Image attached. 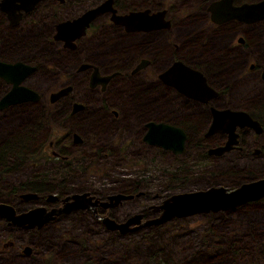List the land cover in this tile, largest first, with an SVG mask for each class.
<instances>
[{"label":"flooded vegetation","instance_id":"flooded-vegetation-1","mask_svg":"<svg viewBox=\"0 0 264 264\" xmlns=\"http://www.w3.org/2000/svg\"><path fill=\"white\" fill-rule=\"evenodd\" d=\"M69 1L74 10L55 13L58 12L57 7L61 8L66 0H35L27 9L19 6L22 3L20 0H15L12 3L15 7L9 9L13 16H8L0 5V25L4 23L7 29L16 28L27 19L33 22L36 13L44 22H50L45 27L44 37L47 42H55L57 49L49 62L68 73L63 78L59 75L52 77L60 83L43 96L26 82L43 69L42 61L33 57L31 52L37 46L38 35H30L26 40L18 39L20 36L24 38L26 34H11L5 38L0 28V61H20L30 66L31 70L21 83L40 93L35 99H22L0 106V121L13 115L23 116L6 127L7 134L0 135V202L10 204L15 213H19L36 206L49 211L61 206L65 198L68 200L73 193L84 192L98 201L107 200V196L113 193H125L131 197L139 192L133 179L126 185L128 192L115 191L101 196L93 190L69 191L65 187L70 179L82 176L83 172L75 171L82 164L100 167L107 160H111L109 164H116L122 159L123 152L135 157L139 142L161 149L179 167L200 165L208 157L218 158L224 154L251 159L264 157V16L251 18L249 15H224L225 12L237 13L235 10L227 11L229 7L260 0H182L193 4L185 7V18H180L176 12L171 13L173 8L177 10L175 0L169 3L163 0H110L114 14L146 11L141 18L148 21L158 19L159 23H146L141 28L129 29L115 22V16H112L111 10H107L95 15L81 33L66 41L56 37L57 24L74 19L103 0ZM219 1L222 2L211 5ZM43 2L45 4L40 5ZM7 3H11V0H4L3 6ZM48 5L54 8L42 17ZM192 12L198 14L193 18L187 16ZM77 32H80L79 29ZM20 74L17 71L11 78L19 77ZM67 78H72V81ZM202 78L210 91H197L201 88ZM7 81L0 77V96L13 85L12 80L11 84ZM250 82L252 88L247 94L234 93L239 85L251 86ZM79 83L87 87L88 94L83 97L71 94L73 85ZM64 87L67 88L66 93L50 99V93ZM53 108H58L57 111L70 121L68 130H64L67 127L62 122L61 125L57 124L58 133L53 132L52 120L56 112ZM225 108L243 111L256 123L239 125L233 118L227 117L221 126L233 130L234 142L220 154L208 153L209 148L222 145L227 138L224 130L209 131L214 110ZM148 122L161 123L167 129L182 134L181 150L173 152L143 140ZM24 130L30 133L29 139L32 140L29 143L47 136L34 155L28 156V141L23 145H15L10 141L13 133ZM114 134H120L121 140L112 147L115 143L112 140ZM83 145L88 150L82 148ZM187 148L193 153H187ZM39 158L52 167H69L63 173L64 178L59 179L65 184L63 187L47 184L49 180L40 176L39 172L23 179L45 183L40 189H16L8 185L11 183L9 177L20 166L26 163L36 166L35 161ZM168 173H171L172 181L184 179L179 168H173ZM255 175L264 176L263 173ZM24 192H33L35 196L21 198L20 194ZM48 193H53L56 198L47 200ZM6 196L12 200H5L3 197ZM123 200L107 207L97 203L96 214L109 216L115 221L124 220L129 214L123 219H115L107 214ZM76 211L91 213L98 223L104 225L90 208H77L69 212ZM66 213L55 214L39 226L15 225L0 218L3 223L1 229L22 231V237L18 240L20 244L16 243L17 252L20 257L30 259L25 264H36L37 259L33 258V254L36 251L37 229L45 222L53 221L56 215ZM16 240V237L4 239L1 244L7 243L6 247H11Z\"/></svg>","mask_w":264,"mask_h":264},{"label":"rangeland","instance_id":"rangeland-1","mask_svg":"<svg viewBox=\"0 0 264 264\" xmlns=\"http://www.w3.org/2000/svg\"><path fill=\"white\" fill-rule=\"evenodd\" d=\"M163 1L170 2V0ZM175 2L177 10L173 8L171 13L176 12L180 18H185V7L193 4L184 3L182 0ZM42 4L45 3H40ZM51 8L54 7L46 6L42 17ZM57 9L58 12L55 13L62 10L71 11L75 8L70 6L69 0H66V3ZM197 14L198 12H192L187 16L193 18ZM34 16L33 22L27 19L12 29H7L2 23L0 28L5 38L11 34H26L24 38L18 37L20 40H26L30 35H38L37 46L32 48L31 52L33 57L42 61L43 69L28 78L26 82L44 96L57 88L60 83L52 77L59 75L63 78L68 73L49 62L57 49L55 42H47L44 37L45 27L50 22H44L39 13ZM67 79L72 81V78ZM251 88L252 85L249 87L239 85L234 93L247 94ZM71 94L75 97H83L88 94L86 85L74 84ZM248 95L253 94L248 93ZM57 109L53 108L56 111L52 120L54 133H58V125L62 122L64 127H67L64 130H68L71 126L70 121ZM22 117L13 115L1 120L0 135L7 134L6 127L13 125ZM46 139L47 136H41L36 142L28 143V156L34 155ZM112 140H115L112 144V147H115L121 140L120 134L112 135ZM82 148L88 150L86 145ZM186 151L189 154L193 153L190 148ZM205 160V163L200 165L179 167L161 149L139 142L135 157L123 152L122 159L116 164H109L111 160L102 163L100 167L96 164H82L75 170L78 173L83 172L82 176L70 179L65 188L69 191L93 190L101 196L115 191L128 192L126 185L130 179H133L139 192L123 200L115 210L108 211L107 214H111L115 219H123L130 213L141 212L144 218H149L156 215L153 206L159 204L170 193L202 189L212 184L223 185L229 189L242 181L264 177L255 175V173L264 174V157L251 159L236 154H224L218 158L208 157ZM6 161L10 162L8 157ZM35 162L36 166H30L28 163L20 166L9 177L11 183L8 185L13 188L23 186L27 181L23 178H30L36 172L46 177L47 181L49 180L47 184L51 186L60 188L65 185L59 179L64 178L63 173L69 167L49 166L48 163H44L43 158ZM173 168H179L180 174L184 176L180 182L171 180V173L168 172ZM3 198L12 200L8 196ZM1 225L3 223L0 221V264H25L30 259L20 257L16 248V243L22 237V231H6L5 228L1 229ZM13 237L17 240L11 247H6L7 243L1 244L2 240H12ZM35 241L36 251L33 258L37 259L36 264L84 262L140 264L152 249H158L159 253L163 254L158 257L163 264H264V197L247 201L232 209L174 217L161 224L145 225L124 233L107 229L98 223L91 213L68 212L56 215L53 221L42 224L36 231Z\"/></svg>","mask_w":264,"mask_h":264},{"label":"water","instance_id":"water-1","mask_svg":"<svg viewBox=\"0 0 264 264\" xmlns=\"http://www.w3.org/2000/svg\"><path fill=\"white\" fill-rule=\"evenodd\" d=\"M13 1L15 0H11V3H7L4 6V0L0 1L1 7H4V9L7 11L8 16H13V14L9 11L10 8L15 7V4L12 5ZM20 1L22 3L19 6L27 9L35 0ZM221 2L222 1L214 2L211 5L215 3L220 4ZM107 10H111L112 16H115V22L122 23L129 29L141 28L146 23H155V25L159 23V21H157L158 19L154 21H148L141 18L140 16L146 13V11H129L124 15L114 14V8L111 6L110 0H103L98 5L86 9L74 19L58 23L56 37H62L66 41H68V39L72 38L73 35L76 36L77 33H81L88 21H90L95 15ZM230 10H235L237 11V13L228 14L227 12H225L224 15L226 17H233L236 15L246 17H248L247 15H249L251 18L263 17L264 0H260L254 3H244L239 7H229L227 11ZM13 21L14 20H11V22ZM78 29L80 32H77ZM30 70V66L23 64L20 61H0V77L7 80H12L13 82V85L0 96V106L9 102H16L22 99H35L37 97L38 94L35 90L25 85L20 86L18 84V80L22 76L26 75ZM17 71L21 73L20 76L11 78V75ZM199 90H202V92L211 90L205 84L203 78L201 82V88H198L197 91ZM66 92V87L61 88L55 92L50 93V99H55L59 95ZM227 117L233 118L234 122L239 125H255L256 123L254 120L250 119V117L243 111L231 110L228 108L214 110L213 121L209 127V131H213L215 129L224 130L227 132V138L222 145H217L209 148L207 150L208 153L220 154L228 150L234 142L235 133L233 132V130H230L227 126H221V123L224 122ZM146 125L147 129L142 136L143 140L148 143L157 144L163 148L170 149L173 152H179L181 150L182 140L184 137L182 134L167 129L161 123L148 122ZM74 135L77 136L76 134ZM34 196L35 193L33 192H24L20 194V197L24 199H28ZM128 197H130L129 194L113 193L107 196V200L98 201L97 199H92L90 196H86V193L84 192L73 193L68 200L67 197L65 198L66 201L61 206L53 208L49 211H45L41 206H36L19 213H15L14 208L10 204L0 202V218H5L6 220H8V222H11L15 225L32 226L36 224L37 226H39L44 221L52 218L53 215L60 212H69L70 210L77 208H90L95 217L99 219L106 228L111 230H118L120 233H124L135 230L145 225L161 224L174 217H181L198 212L216 211L219 209H232L235 206L243 204L247 201L257 200L261 197H264V177L253 178L251 180L241 182L235 187L229 189L223 185H211L203 189L170 193L167 197L162 199L159 204L153 206V210L156 212V215L149 218H144L141 212H134L132 214H129L122 221H115L109 216L96 214L95 206L97 203L102 207H107ZM55 198L56 195H54L53 193H48L46 197L47 200Z\"/></svg>","mask_w":264,"mask_h":264},{"label":"trees","instance_id":"trees-1","mask_svg":"<svg viewBox=\"0 0 264 264\" xmlns=\"http://www.w3.org/2000/svg\"><path fill=\"white\" fill-rule=\"evenodd\" d=\"M29 131H22V132H15L13 133V135L11 136L10 141L15 144V145H23L25 142H27L26 144H28L30 142L29 139ZM25 144V145H26ZM39 175V174H38ZM172 178V177H171ZM42 184V185H40ZM45 184V183H44ZM42 182L40 183H34L31 181H27L25 182V184L23 186L18 187V189H40L43 185ZM17 189V188H16ZM163 255L159 253L158 249H152L140 262V264H163V262H161V260H159V256ZM82 264H87V262H84ZM250 264V263H249Z\"/></svg>","mask_w":264,"mask_h":264},{"label":"bare ground","instance_id":"bare-ground-1","mask_svg":"<svg viewBox=\"0 0 264 264\" xmlns=\"http://www.w3.org/2000/svg\"><path fill=\"white\" fill-rule=\"evenodd\" d=\"M25 76H27V74L24 75V76H22V77L18 80V84H19L20 86H24V85L21 83V81L25 78ZM7 83L11 84V81L8 80ZM36 92H37V91H36ZM37 94H40V93L37 92Z\"/></svg>","mask_w":264,"mask_h":264}]
</instances>
